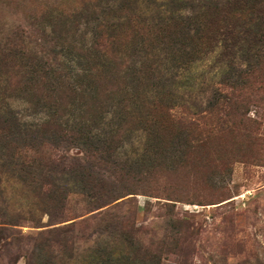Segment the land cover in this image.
I'll use <instances>...</instances> for the list:
<instances>
[{
  "label": "rangeland",
  "instance_id": "obj_1",
  "mask_svg": "<svg viewBox=\"0 0 264 264\" xmlns=\"http://www.w3.org/2000/svg\"><path fill=\"white\" fill-rule=\"evenodd\" d=\"M82 1L93 3V0H0V48L6 53V47L11 46L16 52L5 64L0 60V97H7L6 102L19 109L22 120L40 121L47 109L42 108L45 100H39L33 92L24 94L25 99L32 101L28 103L22 100L21 90L13 91V87L21 85L20 80H30L31 89L39 88L35 73L28 72L30 66L38 61L65 70L63 62L67 56L61 50L69 43L80 48L85 30L91 35L92 26H87L83 18L74 24L79 23L78 30L72 28L73 24H63V16L78 10ZM162 1L167 0H135L127 14H121L125 20L131 15L135 35L132 41H125L118 64L120 73L126 71V66L139 68L142 63L151 66L148 77L142 80L144 101L166 103L172 115L195 120L197 115L207 114L208 104L220 95L223 83L250 73L245 92L249 88L251 96L244 118L240 123L236 119L227 131L209 136L204 147L186 157L181 170L177 168V159L185 151L186 135L177 133L161 159L157 180L152 181L151 187L99 208L92 207L88 195L72 192L64 205H56L54 214L50 213L46 198L49 187H45V182L38 178L37 185L23 183L18 179L21 165H0V228L7 229L0 232V264H35L38 250L52 254L60 262L74 259V263L75 259L87 258L99 244L130 258L147 254L144 264H264V41L254 34L257 28L264 32V10L257 5L255 22L249 27L242 26L247 28L243 33L238 31L229 36L226 32L232 30L231 26L219 28L216 41L202 44L203 51L198 55L191 52L196 47L192 29L197 25L193 23L188 33L186 29L185 33L176 30L167 38L148 37L151 44L145 40L147 52H144L138 27L158 22L154 17L163 14ZM182 1L187 9L196 4L218 7L246 4V0ZM52 22L57 25L60 37L51 33ZM67 28H72L71 33L63 38ZM188 71L195 72L191 87L183 84ZM85 100L80 98L77 102ZM186 110L191 114H184ZM210 122L207 119L200 123L203 129H209ZM151 135L148 148H153L156 141ZM54 145L56 148L49 147L59 168L55 167L52 176L60 182L61 168L81 162L82 146L66 138H58ZM142 148L145 138L131 137L117 149L114 159L118 164L135 166L145 151ZM102 172L108 179V174ZM110 180L114 181L113 177ZM55 228L58 231L49 241L35 239L40 232L46 234ZM61 228L69 229L71 238L66 237V246L62 245L65 234ZM126 238L133 247L121 242ZM64 250L68 255H64ZM141 261L135 264H143V257Z\"/></svg>",
  "mask_w": 264,
  "mask_h": 264
},
{
  "label": "trees",
  "instance_id": "obj_2",
  "mask_svg": "<svg viewBox=\"0 0 264 264\" xmlns=\"http://www.w3.org/2000/svg\"><path fill=\"white\" fill-rule=\"evenodd\" d=\"M254 1L246 0V4L219 7L204 4L191 7L189 3V9L182 0L162 1L160 5L165 11L163 10V14L157 13L154 17L158 18V22L152 26L138 27L139 39L144 42L143 50L147 52L146 39L148 45L151 44L148 37L154 35L157 38L156 35H159L167 38L168 34H173L176 30L185 33L187 29L188 33V30L192 29L190 24L193 23L197 25L192 29L196 47H192L191 52L198 55L203 51L202 47L200 48L202 44L216 41V33L221 27H232L231 31L226 32L229 36L231 34L234 36L238 31L242 33L247 31V28L241 27H249L255 22L257 5L264 10V0ZM92 2L90 4L89 1H82L78 10L63 16L65 21L63 24H73L72 28L75 26L76 30L79 23L74 24L79 18H83L87 26H92L91 35L87 30L84 31L83 45L80 48L75 46V43H69L64 49H60L62 55L67 56L63 62L66 69L36 61L28 72L35 73L34 80L39 85L37 90L41 92L31 89L30 80H20L21 85L13 87V91L21 90L24 102L32 103L24 97V94L30 95L29 92L38 95L39 100H45L42 108H47L46 115L40 121L22 120L19 109L6 102L7 97H0V165H21L18 169V179L23 183L37 185L38 178L45 182V187H49L46 198L50 205V213L53 214L56 205L59 207L64 205L72 192L88 195L92 207L99 208L111 205L128 194L143 192L151 187L161 167V159L177 133L186 135L185 151L177 159V168L183 169L186 157L204 147L207 143H203L209 136L211 138L213 133L227 131L235 124L236 119L240 123L251 96L248 94L249 88L245 92L250 73H244L241 75L242 78L240 76L238 79H229L230 82L223 83L220 95L208 104L207 114L197 115L196 120L183 115L180 118L172 115L171 108L166 103L144 101L141 95L142 80L148 77L151 66L143 63L139 68L126 66V71L121 73L118 67V64H121L119 62L124 52L125 41H132L131 37L135 35L132 34L133 23L129 20L131 15H128L127 21L121 14L123 12L127 14L131 2L134 3L135 0ZM185 12L187 13L184 14ZM52 19L54 20L53 17ZM49 24L52 26L51 33L57 34V25L53 22ZM72 28L64 31L63 38L71 33ZM254 34L264 41V32L257 28ZM56 36L60 37V34ZM10 47H6V53L0 48L2 63L16 54L14 48ZM194 59L202 60L200 57ZM194 59H189V62L195 61ZM194 76L195 72L188 71L183 84L191 87ZM80 98L86 100L79 104L77 100ZM184 114L191 113L186 110ZM207 119L211 120V126L209 129H203L200 122ZM135 133L137 135H134ZM150 135L156 139L153 148L150 146L148 148L147 144L148 140L151 141ZM134 136L138 140L145 138V148H142V151L146 152L143 151L141 157L136 160V167L131 163L118 164L114 159L115 152ZM58 138L79 142L83 154L81 162L59 170L62 176L60 182L54 180L52 176V172L55 167L59 168V164H54L52 150L49 147L50 145L56 148L54 144ZM102 171L108 174V179L107 176L104 177ZM111 177L114 181L110 180ZM6 230L0 228V232L5 233ZM56 231L57 228L50 229L46 234L40 232L35 239L49 241ZM60 231L65 234L62 245L66 246V241L71 238L68 234L69 229L61 228ZM124 241L130 244L128 238L121 240L122 243ZM44 243L39 244L38 249ZM38 252L35 264H135L142 263L141 257L144 264L147 257V254L140 253L141 257L130 258L114 249L101 248L100 244L95 251L90 250L87 258L75 259L74 263V259L64 263L52 254L44 253L42 250ZM63 252L64 255H68L65 250Z\"/></svg>",
  "mask_w": 264,
  "mask_h": 264
}]
</instances>
